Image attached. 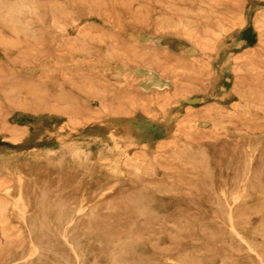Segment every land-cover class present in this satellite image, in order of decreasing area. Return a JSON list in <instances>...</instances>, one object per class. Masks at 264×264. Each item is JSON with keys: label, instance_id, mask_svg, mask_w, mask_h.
Instances as JSON below:
<instances>
[{"label": "rangeland", "instance_id": "rangeland-1", "mask_svg": "<svg viewBox=\"0 0 264 264\" xmlns=\"http://www.w3.org/2000/svg\"><path fill=\"white\" fill-rule=\"evenodd\" d=\"M263 32L264 0H0V264H264Z\"/></svg>", "mask_w": 264, "mask_h": 264}, {"label": "bare ground", "instance_id": "bare-ground-1", "mask_svg": "<svg viewBox=\"0 0 264 264\" xmlns=\"http://www.w3.org/2000/svg\"><path fill=\"white\" fill-rule=\"evenodd\" d=\"M226 4V3H225ZM232 4V3H231ZM227 5V4H226ZM225 5V6H226ZM222 6H224L223 4H222ZM214 12V11H213ZM217 12V11H216ZM215 12V13H216ZM219 14H220V12H218ZM226 13V12H225ZM235 13V12H234ZM211 14V13H210ZM214 14V13H213ZM221 14H224V13H221ZM232 14V13H231ZM228 15V14H227ZM234 15V14H233ZM238 15V14H237ZM229 18H231L230 16H228ZM235 16H232V18H234ZM226 18V17H225ZM237 18V17H236ZM207 19H209V18H207ZM221 19H223L222 17H221ZM227 19V18H226ZM224 20V19H223ZM229 20V19H228ZM238 20V19H237ZM240 20V19H239ZM205 21H206V18H205ZM205 21H204V23H205ZM223 22V21H222ZM239 22V21H238ZM237 21H236V23H238ZM204 23H202V24H204ZM224 23H226L225 21H224ZM223 23V24H224ZM232 23H233V21H232ZM207 24H208V21H207ZM220 24V23H219ZM226 24H228V23H226ZM239 24V23H238ZM221 25V24H220ZM236 25V24H235ZM201 26V25H200ZM204 26H205V24H204ZM234 26V25H233ZM233 26L231 27V25L229 26L230 28H233ZM238 26V25H237ZM235 27V26H234ZM201 28H203V27H201ZM264 33V32H263ZM264 35V34H263Z\"/></svg>", "mask_w": 264, "mask_h": 264}]
</instances>
